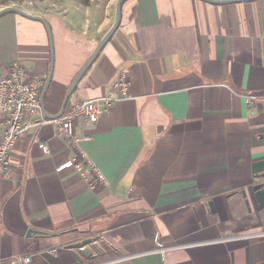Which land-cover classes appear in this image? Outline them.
<instances>
[{"label":"crops","instance_id":"obj_1","mask_svg":"<svg viewBox=\"0 0 264 264\" xmlns=\"http://www.w3.org/2000/svg\"><path fill=\"white\" fill-rule=\"evenodd\" d=\"M116 1L0 0V9L21 4L49 26V114L112 26ZM121 7L69 99L113 98L96 122L74 119L106 183L89 185L88 169L57 172L77 151L52 123L30 127L11 151L12 178H0V255H27L28 264H264L252 190L264 110L243 99L264 94V0ZM47 36L38 20L1 15L0 74L19 62L46 79ZM84 238L94 239L87 258L66 247Z\"/></svg>","mask_w":264,"mask_h":264},{"label":"built area","instance_id":"obj_2","mask_svg":"<svg viewBox=\"0 0 264 264\" xmlns=\"http://www.w3.org/2000/svg\"><path fill=\"white\" fill-rule=\"evenodd\" d=\"M17 7L23 8L21 4ZM45 82L44 76L33 73L22 63L12 62L0 74V178H12L13 168L10 163L11 151L25 132L32 126L41 123H52L56 132L62 136L76 151V159H69L58 165L57 172L74 167L84 175L89 170L92 177L87 178L89 185H103L106 183L101 171L93 164L80 145L82 140L90 139L89 134L77 136L74 130V119L81 117L89 122H96L105 107L111 105L113 98L105 96L98 100L74 99L67 104L61 116L46 118L42 114L40 94ZM120 89L124 86L120 84ZM247 107H260L264 110V94H245L243 96ZM103 106V107H102ZM43 152L49 154L46 142L40 144ZM87 174V173H86ZM54 251V250H51ZM30 256L15 255L3 257L0 255V264H28Z\"/></svg>","mask_w":264,"mask_h":264},{"label":"water","instance_id":"obj_3","mask_svg":"<svg viewBox=\"0 0 264 264\" xmlns=\"http://www.w3.org/2000/svg\"><path fill=\"white\" fill-rule=\"evenodd\" d=\"M123 1L124 0H117L116 1V3H115V16H114V22H113L112 26L105 33V35L100 39V41L98 42L97 46L95 47V49L93 50V52L91 53L89 58L82 65V67L77 72V74L73 77L72 81L70 82L69 86L67 87V90H66L64 98L61 102L60 108H59L58 112L55 114H49L44 108V96H45L47 89L50 85L51 77H52V71H53V45H52L51 32H50L48 24H46V21H44V19L42 17L27 13L17 6H5V7L0 9V16L5 14V13H8V12H14V13H17L19 15L25 16L27 18L38 20L41 23H43V25L45 26V29H46L47 35H48L47 37H48V44H49V50H50V64H49L48 74H47V77L45 79V82H44V85H43V88H42V91L40 94V104L42 106V114L44 117L52 119V118H56L58 116H61L62 112L67 107V104L69 102V99L71 97V94H72L77 82L79 81L81 76L84 74V72L87 70V68L91 65V63L93 62V60L95 59V57L97 56V54L99 53L101 48L104 46V44L108 41V39L114 33L119 21H121L120 20L121 8H122L121 4L123 3ZM205 1L211 2V3H217V4H225L227 2L237 1V0H205ZM253 174H254V178L257 179V182L252 185V190L254 191V195L256 198L255 200H257L258 209L260 212H262L261 216L264 218V210H263L264 209V160L255 162L253 164ZM243 194L245 195V192H243ZM245 203L248 206V202L246 201ZM210 204H211V202L209 203V205ZM29 233H33V230H31ZM93 240H94L93 238H84V239H81L77 242L68 244L66 247H68L69 249H78L80 257L83 256V257L87 258L89 256H92L91 252L88 253L87 245H89Z\"/></svg>","mask_w":264,"mask_h":264},{"label":"trees","instance_id":"obj_4","mask_svg":"<svg viewBox=\"0 0 264 264\" xmlns=\"http://www.w3.org/2000/svg\"><path fill=\"white\" fill-rule=\"evenodd\" d=\"M21 2V1H23V0H2V3L3 4H6V3H9V2ZM83 1H86V0H83Z\"/></svg>","mask_w":264,"mask_h":264},{"label":"rangeland","instance_id":"obj_5","mask_svg":"<svg viewBox=\"0 0 264 264\" xmlns=\"http://www.w3.org/2000/svg\"><path fill=\"white\" fill-rule=\"evenodd\" d=\"M21 2H22V1H21ZM21 2H20V3H21Z\"/></svg>","mask_w":264,"mask_h":264}]
</instances>
